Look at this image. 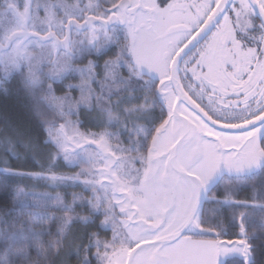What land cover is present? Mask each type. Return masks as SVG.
<instances>
[{
	"label": "snow or ice",
	"instance_id": "1",
	"mask_svg": "<svg viewBox=\"0 0 264 264\" xmlns=\"http://www.w3.org/2000/svg\"><path fill=\"white\" fill-rule=\"evenodd\" d=\"M73 260L264 264V0H0V264Z\"/></svg>",
	"mask_w": 264,
	"mask_h": 264
},
{
	"label": "trees",
	"instance_id": "2",
	"mask_svg": "<svg viewBox=\"0 0 264 264\" xmlns=\"http://www.w3.org/2000/svg\"><path fill=\"white\" fill-rule=\"evenodd\" d=\"M58 95L61 94V93H57ZM243 195V194H242ZM225 239H227V237H225ZM72 264H75V261L73 260L72 261Z\"/></svg>",
	"mask_w": 264,
	"mask_h": 264
},
{
	"label": "rangeland",
	"instance_id": "3",
	"mask_svg": "<svg viewBox=\"0 0 264 264\" xmlns=\"http://www.w3.org/2000/svg\"><path fill=\"white\" fill-rule=\"evenodd\" d=\"M76 95H79V93H76Z\"/></svg>",
	"mask_w": 264,
	"mask_h": 264
}]
</instances>
